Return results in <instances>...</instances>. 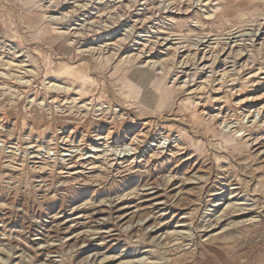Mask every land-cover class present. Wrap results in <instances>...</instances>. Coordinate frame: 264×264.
<instances>
[{"label": "rangeland", "instance_id": "rangeland-1", "mask_svg": "<svg viewBox=\"0 0 264 264\" xmlns=\"http://www.w3.org/2000/svg\"><path fill=\"white\" fill-rule=\"evenodd\" d=\"M67 125H78L75 140L59 130ZM110 125L121 134L108 138ZM263 166L264 0H0V264H46L31 253L41 235L62 264H91L64 241L92 224L68 233L58 219L104 201L133 207L149 192L192 211L189 226L145 242L113 222L125 239L96 264H228L227 248L264 242ZM178 189L194 194L173 202ZM42 223L61 227L58 237Z\"/></svg>", "mask_w": 264, "mask_h": 264}, {"label": "bare ground", "instance_id": "bare-ground-1", "mask_svg": "<svg viewBox=\"0 0 264 264\" xmlns=\"http://www.w3.org/2000/svg\"><path fill=\"white\" fill-rule=\"evenodd\" d=\"M62 44H64V43H62ZM164 66H166L167 64L166 63H164L163 64ZM213 66V65H212ZM146 76V75H145ZM144 76V77H145ZM147 79V78H146ZM186 79V78H185ZM144 81H146V80H144ZM186 81V80H185ZM261 89V88H260ZM254 96V95H253ZM259 96V95H258ZM262 95H260V97H261ZM259 97V98H260ZM262 98V97H261ZM253 99H254V97H253ZM256 99V98H255ZM247 100H250V99H247ZM256 101V100H255ZM205 106V105H204ZM204 110V109H203ZM202 110V111H203ZM200 112V111H199ZM200 113H202V112H200ZM203 113H205V112H203ZM87 114V113H86ZM67 115V114H66ZM77 115H79L78 113H77ZM92 115V114H91ZM73 116V115H72ZM80 116V115H79ZM96 116V115H95ZM111 116V115H110ZM189 116V115H188ZM49 117V116H48ZM91 117V116H90ZM93 117V116H92ZM98 117V116H97ZM96 117V118H97ZM100 117V116H99ZM108 117H109V115H108ZM112 117V116H111ZM122 117V116H121ZM127 117V116H126ZM82 118V117H81ZM87 118V117H86ZM114 118V117H113ZM195 118V117H194ZM88 119V118H87ZM108 119V118H107ZM106 119V115H101V117H100V119H98L99 120V122L98 123H96V126H99L98 128H97V130H98V132H99V130H100V128L102 127V122L104 123L105 122V120H107ZM115 119V118H114ZM65 120V119H64ZM67 120V119H66ZM81 120H83V119H81ZM110 120V119H109ZM111 120H113L112 118H111ZM121 120V119H120ZM122 120H124L123 118H122ZM74 121V120H73ZM88 121V120H87ZM91 121V120H90ZM77 122V121H76ZM94 122V121H93ZM97 122V121H96ZM108 122V121H107ZM71 123H72V121H71ZM117 123V122H116ZM122 123V122H121ZM128 123V122H127ZM147 123V122H146ZM70 124V123H69ZM73 124V123H72ZM88 124V123H87ZM109 124V123H108ZM112 124H113V122H112ZM115 124V123H114ZM113 124V125H114ZM118 124V123H117ZM117 124H115V125H117ZM129 124V123H128ZM143 124H145V123H143ZM149 124V123H148ZM148 124H147V126H148ZM79 125V124H78ZM77 125V126H78ZM114 125V127H116ZM146 125V124H145ZM77 126H74V125H72V126H70V125H67V126H65V127H63V128H59V130H61V132H62V134H63V132L64 133H66V134H68V136H67V138L68 139H70V138H74V140H75V138L77 137L76 136V134H77V132H78V130H77ZM81 126V125H80ZM91 126V125H90ZM95 126V127H96ZM124 126V125H123ZM129 126H130V124H129ZM141 126V125H140ZM46 127V126H45ZM93 127H94V125H93ZM113 126H111L110 125V127L107 129L108 131V135H107V137L109 138V137H112V135L114 134V133H118L117 135H120L121 134V132H120V130L118 131L117 129H119V128H114ZM121 127H122V125H121ZM128 127V126H127ZM43 128V127H42ZM83 128V127H82ZM88 128H89V126H88ZM156 128V127H155ZM58 129V128H57ZM79 129V128H78ZM84 129V128H83ZM142 129V128H141ZM94 130V129H93ZM55 131V130H54ZM53 131V132H54ZM81 131V130H80ZM89 131V129L87 130V131H85L84 130V132L85 133H87ZM136 131V130H135ZM145 131V130H144ZM154 131V130H153ZM106 132V131H105ZM131 132L132 131H130L129 129L127 130H125L124 132H123V135H122V137L121 138H119V136H118V138H117V143L120 141V139H125V138H127V136L128 135H130L131 134ZM150 132V131H149ZM55 134V133H54ZM144 134V133H143ZM142 134V135H143ZM149 134V133H148ZM82 135V134H81ZM98 135V134H97ZM117 135H115V136H117ZM140 135V134H139ZM146 135V134H145ZM85 136H86V134H85ZM84 136V137H85ZM91 136V135H90ZM100 137V136H99ZM105 137V136H104ZM103 137V138H104ZM137 137V136H136ZM82 138H83V136H82ZM140 138V137H139ZM138 138V139H139ZM142 138V137H141ZM144 138V137H143ZM107 139V138H106ZM105 139V140H106ZM132 139H135L134 138V136H133V138ZM137 139V138H136ZM62 140L64 141L65 140V137H63L62 138ZM85 140H87L86 138H85ZM110 140V139H109ZM139 140H142V139H139ZM144 140V139H143ZM68 141V140H67ZM122 141V140H121ZM136 141V140H135ZM70 142V141H69ZM108 142V141H107ZM129 142V141H128ZM257 142H258V140H257ZM116 143V144H117ZM122 143V142H121ZM134 143V142H133ZM132 143V144H133ZM130 144V143H129ZM131 144V145H132ZM130 145V146H131ZM137 146V145H136ZM138 147V146H137ZM133 151H134V149H132ZM180 151V150H179ZM177 153V152H176ZM177 158V157H176ZM262 158H263V156H262ZM166 165V164H165ZM182 165V164H181ZM193 165V164H192ZM143 166V165H142ZM194 166V165H193ZM161 167V166H160ZM197 167V166H196ZM264 167V166H263ZM148 169V168H147ZM223 169V168H222ZM190 170H192V168L190 169ZM194 170H196V169H194ZM210 171V170H209ZM138 172V171H137ZM137 172H136V174H137ZM144 172V171H143ZM146 172H148V171H146ZM125 173V172H124ZM132 173V172H131ZM140 173H141V170H140ZM133 174V173H132ZM135 174V173H134ZM135 174V175H136ZM144 174V173H143ZM150 174V173H149ZM148 174V175H149ZM174 174V173H173ZM185 174V173H184ZM183 174V175H184ZM126 175V174H125ZM130 175V174H129ZM140 176L142 175V174H139ZM146 175H147V173H146ZM147 175V176H148ZM128 176V175H127ZM132 176V175H131ZM153 176V175H152ZM186 176V175H185ZM104 177H105V175H104ZM113 177V176H112ZM142 177V176H141ZM141 177H139V178H137L136 180H140V178ZM146 177V176H145ZM151 177V176H150ZM154 177V176H153ZM174 177V176H173ZM176 177V176H175ZM180 177V176H179ZM178 177V178H179ZM196 177V176H195ZM222 177V176H221ZM101 178V177H100ZM110 177H108V179H109ZM122 178V177H121ZM134 178V177H133ZM147 178V177H146ZM203 178H205V177H203ZM203 178H201L200 177V179H203ZM114 179V178H113ZM115 179H116V177H115ZM123 179L124 178H122V182H123ZM143 179V178H142ZM148 179V178H147ZM152 179V178H151ZM180 179H183L184 180V178L182 177V178H180ZM180 179H178V180H180ZM190 179V178H189ZM192 179V178H191ZM199 179V178H198ZM212 179V178H211ZM102 180V179H101ZM107 180V179H106ZM119 180V181H120ZM172 180V179H171ZM177 180V179H176ZM192 180H194V179H192ZM191 180V181H192ZM207 180H208V178H207ZM104 181V180H103ZM125 181V180H124ZM127 181H128V179H127ZM133 181H135L134 179H133ZM173 181V180H172ZM191 181H190V183H191ZM194 181H196V180H194ZM210 182H213V181H211V180H209ZM105 182V181H104ZM109 182V181H108ZM108 182H107V184H108ZM111 182V181H110ZM114 182V181H113ZM132 182V181H131ZM156 182V181H155ZM168 182H170V181H168ZM177 182V181H176ZM205 182H207V181H205ZM98 183V182H97ZM102 183V182H101ZM100 183V184H101ZM106 183V182H105ZM112 183V182H111ZM117 183V182H116ZM146 183V182H145ZM151 183V182H150ZM162 183V182H161ZM185 183V182H184ZM201 180H198V181H196V182H192L191 184H194V187H192L190 190H194V189H197V190H195V191H197L198 192V189H199V191H200V189H202L203 187L201 186ZM91 184V183H90ZM122 184H124V183H122ZM121 184V185H122ZM129 184V183H128ZM152 184V183H151ZM156 184V183H155ZM207 184V183H206ZM213 184V183H212ZM224 184V183H223ZM104 185V184H103ZM112 185V184H111ZM119 185V184H118ZM145 185H147V184H145ZM177 185H178V183H177ZM184 185V184H183ZM227 185H229V183L227 184ZM230 185H232L233 186V184H230ZM237 185V184H236ZM87 186V185H86ZM92 186V185H91ZM142 186V185H141ZM155 186V185H154ZM169 186V185H168ZM171 186V185H170ZM169 186V187H170ZM180 186H182V185H180ZM186 186V185H185ZM210 186V185H209ZM89 187V186H88ZM99 187V186H98ZM114 187V186H113ZM136 187V186H135ZM139 187V186H138ZM143 187V186H142ZM220 187V186H219ZM82 188V187H81ZM106 188V187H105ZM112 188V187H111ZM115 188H117V185H116V187ZM139 188H141V187H139ZM144 188V187H143ZM177 188V187H176ZM215 188V187H214ZM228 188V187H227ZM231 188V187H230ZM79 189V188H78ZM107 189V188H106ZM110 189V188H109ZM128 189V188H127ZM142 189V188H141ZM141 189H138V190H141ZM174 189V188H173ZM182 189V188H181ZM207 189V188H206ZM205 189V190H206ZM209 189V188H208ZM87 190V189H86ZM117 190H118V188H117ZM131 190V189H130ZM167 190V189H166ZM179 190V189H178ZM222 191H224V190H226L225 189V185H224V187H222V189H221ZM232 195L233 194H240V193H238V187H236V188H234L233 189V187H232ZM231 190H230V192H231ZM95 191H96V193H97V190L95 189ZM104 191V190H103ZM135 191V193H136V190H132L131 191V193H133ZM142 191V190H141ZM169 191H170V188H169ZM172 191V190H171ZM180 191V190H179ZM183 191V190H182ZM211 191V190H210ZM72 192H74V191H72ZM89 192V191H88ZM108 191H106V193H107ZM112 192V191H111ZM177 192V191H176ZM191 192V191H190ZM189 192V193H190ZM203 192V191H202ZM240 192V191H239ZM91 193V192H90ZM93 193V192H92ZM104 193V192H103ZM150 194H147L146 195V198L144 199V201H143V203L142 204H140V201L138 202L139 204L138 205H134L133 207H131L132 205H129L128 204V206L127 205H124L125 204V202H123V200L121 199L120 200V202H116V203H112V204H110V205H107V204H104V202L103 203H99V204H95V207H93V210H92V212L90 213V214H87V212L84 210V212H81L80 214H71L70 216H67V217H61V216H59V217H61V218H59L58 220H61L60 222H59V226H66V228H65V230H64V232L65 231H67L68 233L69 232H72V228H75L76 229V227H79L80 225H83V224H85V223H90V224H92V226H90V225H88V224H85V225H88L87 227H93L92 229H94L93 231H81L80 233H77L75 236H71V238L68 240L67 239V241H64V244H65V242H66V244H67V247L68 248H70V249H74L75 248V252H76V257L74 256V258L76 259V260H80L84 255H88L89 253H90V255H92V261H91V264H96V262H95V260H94V258H95V256L96 255H98V254H101V253H103V252H106V251H110V250H112V249H114L115 247H119V245H120V243H122V241H124L123 239H125L124 237H123V235L119 232V231H116V230H112V229H110L109 228V226L111 225V224H113V222H115L116 223V225H120V226H122V225H127L128 227H127V230H128V234L131 236V239H135V241H138V239L139 238H141V240H143V241H145V242H153V240L154 239H156V240H159L160 239V237L162 236L161 235V233L164 231V230H166L167 228H168V226H171L172 224H173V222H176V224L178 225V226H180V227H183L184 228V226H189V224H187V225H185L187 222H189L190 220H189V214L192 212H189L188 211V214L185 216H183L182 214H181V209H180V207L179 208H175V206H174V208L175 209H172L171 207H169V208H166V205H168V202H170V200H168V201H165V200H163L164 198H161V196L160 195H157V194H155V193H151V192H149ZM178 193V192H177ZM183 193V192H182ZM187 194V195H185V196H181V191H180V193H178V194H175V195H173V197H172V199H173V202H177V203H183L184 201H189L190 200V195H193L192 193H190V194ZM215 193V192H214ZM219 193V192H218ZM11 194V193H10ZM12 194H14V193H12ZM99 194V193H98ZM117 194V193H116ZM134 194V193H133ZM145 194V193H144ZM161 194V193H160ZM165 194V193H164ZM201 194V193H200ZM205 194V193H204ZM229 194V196H230V193H228ZM69 194H67V196H68ZM76 195V194H75ZM92 195V194H91ZM129 195H130V192H129ZM135 195H137V193L135 194ZM162 195V194H161ZM184 195V194H183ZM198 195V194H197ZM211 195V194H210ZM225 195V194H224ZM241 195V194H240ZM65 196V195H64ZM66 196V197H67ZM88 196V195H87ZM103 196H105V194L103 195ZM124 195H121V197H123ZM137 196H139V194L137 195ZM163 196V195H162ZM171 196V195H170ZM181 196V197H180ZM195 196V195H194ZM203 196V195H202ZM216 196V195H215ZM228 196V197H229ZM236 196V195H235ZM245 196V195H244ZM13 197V196H12ZM63 197V196H62ZM95 197V196H94ZM107 197V196H106ZM134 197H136V196H134ZM143 197V196H142ZM164 197L165 198H168V197H166L165 195H164ZM200 197V196H199ZM217 197V196H216ZM75 198V197H74ZM124 198V197H123ZM125 198H129V197H127V195H126V197ZM131 198V197H130ZM136 198H138V197H136ZM139 198H141V196L139 197ZM179 198H181V199H179ZM221 198V197H220ZM242 198V197H241ZM80 199V198H79ZM95 199V198H94ZM102 199V198H101ZM105 199V198H104ZM108 199H111L110 197H108ZM118 199H119V197H118ZM169 199V198H168ZM197 199H200V198H197ZM218 199V198H217ZM245 199V198H244ZM264 199V198H263ZM8 200V199H7ZM6 200V201H7ZM112 200V199H111ZM194 200V199H193ZM192 200V201H193ZM203 200V199H202ZM209 200H210V198H209ZM224 200V199H223ZM62 201V200H61ZM90 201H91V199H90ZM90 201H88V204H90L89 202ZM94 201V200H93ZM91 202V203H94V202ZM98 201H99V199H98ZM103 201V200H102ZM108 202H109V200H107ZM118 201V200H117ZM130 201V200H129ZM195 201V200H194ZM211 201V200H210ZM241 201V200H240ZM58 202V201H57ZM99 202H101V201H99ZM111 202V201H110ZM114 202V201H113ZM136 202V201H135ZM200 202V201H199ZM213 202V201H212ZM223 202V201H222ZM49 203V202H48ZM66 203V202H65ZM68 203V202H67ZM86 203H87V200H86ZM106 203V202H105ZM186 203H188V202H186ZM195 203V202H194ZM193 203V204H194ZM220 203V202H219ZM236 203V202H235ZM25 204V203H24ZM84 204H85V202H84ZM199 204V203H198ZM223 204V203H222ZM62 205V204H61ZM66 205V204H65ZM70 205V204H69ZM72 205V204H71ZM87 205V204H86ZM170 205V204H169ZM176 205V204H175ZM178 205V204H177ZM192 205V204H191ZM232 205V204H231ZM246 205V204H245ZM25 206V205H24ZM30 206V205H29ZM74 206V205H73ZM85 206V205H84ZM89 206V205H88ZM87 206V207H88ZM179 206V205H178ZM197 206V205H196ZM211 206V205H210ZM218 206V205H217ZM233 206V205H232ZM232 206L230 207V205H229V207L232 209ZM250 206V205H249ZM90 207L92 208V206H91V204H90V206L88 207L89 209H90ZM187 207H188V205H187ZM193 207H194V205H193ZM235 207V206H234ZM239 207H241V206H239ZM246 207V206H245ZM252 207V206H251ZM27 208V207H26ZM32 208H33V206H32ZM45 208V207H44ZM50 208V207H49ZM86 208V207H85ZM191 208V207H190ZM196 208V207H195ZM198 208V207H197ZM243 208H244V206H243ZM248 208H250V207H248ZM38 209V208H37ZM67 209V208H66ZM184 209V208H183ZM235 209V208H234ZM237 209V208H236ZM238 209H242V207L241 208H238ZM87 210V209H86ZM191 210V209H190ZM223 210V209H222ZM248 210V209H247ZM250 210V209H249ZM249 210H248V212H249ZM255 210V209H254ZM41 211V210H40ZM195 211H197L196 209H195ZM228 211V210H227ZM2 212H3V210H2ZM65 212V211H64ZM73 212H74V210H73ZM78 212V211H77ZM220 212H221V209H220ZM35 214H36V212H34ZM33 213V214H34ZM184 213V212H183ZM230 213H232L231 211H230ZM234 213V212H233ZM246 213V212H245ZM255 213V212H254ZM259 213V212H258ZM169 214H171V216L169 217V218H167V219H165L164 220V218L165 217H167V216H169ZM223 214V213H222ZM224 214H225V210H224ZM260 214H261V212H260ZM37 215V214H36ZM39 215V214H38ZM180 215H182L181 217H179ZM226 215V214H225ZM230 215V214H229ZM229 215H227V216H229ZM245 215V214H244ZM257 215V214H256ZM56 216V215H55ZM190 216H192L191 214H190ZM206 216V215H205ZM234 216V215H233ZM236 216V215H235ZM261 216V215H260ZM196 217V216H195ZM230 217V216H229ZM228 217V218H229ZM262 217L264 218V216L262 215ZM40 218V217H39ZM192 218V217H191ZM190 218V219H191ZM197 218V217H196ZM54 220V219H53ZM197 220V219H196ZM48 221V220H47ZM57 221V220H56ZM198 221V220H197ZM248 221V220H247ZM53 222V221H52ZM51 222V223H52ZM262 222H263V220H262ZM54 223V222H53ZM185 223V224H184ZM233 223H236V222H233ZM241 223V222H240ZM247 223V222H246ZM42 224H44V223H42ZM41 224V226H39L40 227V229H42V232L41 233H43V231H45V232H47V234H49L52 238H56V237H58V235L57 236H55L54 234L57 232V231H61V229L59 228H57V226L55 225V226H50V224H48V223H46V224H44V225H42ZM56 224V223H55ZM201 224V223H200ZM238 224V223H237ZM252 224V223H251ZM191 225H192V221H191ZM207 225V224H206ZM209 225V224H208ZM111 227V226H110ZM195 227V226H194ZM197 227V226H196ZM207 227V226H206ZM214 227V226H213ZM192 228V227H191ZM204 228V227H203ZM202 228V229H203ZM86 229V228H85ZM90 229V228H89ZM91 229V230H92ZM118 229V228H117ZM209 229V228H208ZM77 230V229H76ZM75 230V231H76ZM83 230V229H82ZM186 230V229H185ZM188 230V229H187ZM211 230V229H210ZM183 231V230H182ZM196 231V230H195ZM194 231V232H195ZM209 231V230H208ZM164 232H166V231H164ZM163 232V233H164ZM192 232V231H191ZM203 232V231H202ZM263 232V231H262ZM261 232V233H262ZM75 233V232H74ZM139 233H142V234H139ZM171 233V232H170ZM174 233V232H173ZM184 233V232H183ZM189 233V232H188ZM193 233V232H192ZM198 233V232H197ZM259 233H260V231H259ZM260 233V234H261ZM45 234V233H44ZM46 234V235H47ZM61 234V233H60ZM168 233H166V235H167ZM176 234H177V231H176ZM180 234V233H179ZM187 234V233H186ZM190 234V233H189ZM194 234V233H193ZM48 235V236H49ZM166 235H164V236H166ZM171 235V234H170ZM174 235V234H173ZM183 235V234H182ZM206 235V234H205ZM210 235H212V234H210ZM262 235V234H261ZM38 236V235H37ZM49 236V237H50ZM177 236V235H176ZM175 236V237H176ZM187 236V235H186ZM207 236H208V234H207ZM206 236V237H207ZM255 236V234L252 236V237H254ZM256 236H257V234H256ZM255 236V237H256ZM45 237L46 236H43V235H41V237H35V239L33 240V242H34V244H36V249H34V250H31V253L33 254V256L35 257V258H38V259H44V257H48V258H46V260L44 259V261H45V263L46 264H62L63 262H61L62 261V259H64L63 257H62V259L60 258V260H58V259H55L54 258V256H50L51 254H56V253H58L57 252V248H55L54 246H52L51 245V243H47L48 245H40L39 243H41L40 241H43L44 239H45ZM49 237H47V238H49ZM70 237V236H69ZM168 237V235L166 236V238ZM170 237V236H169ZM171 237H173V236H171ZM193 237V236H192ZM191 237V238H192ZM259 237V236H258ZM263 237V236H262ZM163 238V237H162ZM177 238V237H176ZM184 238V237H183ZM190 238V237H189ZM190 238V239H191ZM251 237H249V239H250ZM58 239V238H57ZM170 239V238H169ZM188 239V238H187ZM254 239V238H253ZM253 239H251V240H253ZM256 239V238H255ZM254 239V240H255ZM66 240V239H65ZM162 240H164V239H162ZM161 240V241H162ZM172 240V239H171ZM170 240V241H171ZM197 240V239H196ZM216 240V239H215ZM219 240V239H218ZM218 240H216V241H218ZM231 240V239H230ZM248 240V239H247ZM254 240H253V242H254ZM263 240H264V238H263ZM3 241V240H2ZM17 241V240H16ZM134 241V242H135ZM140 241V240H139ZM160 241V240H159ZM174 241H175V239H174ZM177 241V240H176ZM245 241V240H244ZM248 241H250V240H248ZM10 242V241H9ZM13 242V241H12ZM48 242V241H47ZM54 242V241H53ZM52 242V243H53ZM58 242V241H57ZM168 242H169V240H168ZM172 242V241H171ZM180 241H178L177 243H179ZM182 242V241H181ZM181 242H180V245H181ZM187 242V241H186ZM234 242V241H233ZM251 242V241H250ZM44 243H45V241H44ZM61 243V242H60ZM59 243V244H60ZM173 244H174V242H172ZM176 243V242H175ZM183 243V242H182ZM189 243V242H188ZM191 243V242H190ZM208 243V242H207ZM206 243V244H207ZM211 243V242H210ZM218 243V242H217ZM231 243V242H230ZM242 243V242H241ZM243 243H245V242H243ZM242 243V244H243ZM19 244V243H18ZM63 244V245H64ZM173 244H171V245H173ZM196 244V243H195ZM221 244V243H220ZM245 244H247V243H245ZM252 244V243H251ZM16 245V244H15ZM28 245H30L31 246V244H28ZM37 245H39L38 247H37ZM54 245V244H53ZM62 245V244H61ZM156 245V244H155ZM159 245V244H158ZM161 245V244H160ZM159 245V246H160ZM166 245V244H165ZM185 245V244H184ZM192 245V244H191ZM201 245V244H200ZM216 245V244H215ZM229 245V244H228ZM241 245V244H240ZM257 245V244H256ZM13 246V245H12ZM26 246V245H25ZM24 246V247H25ZM58 246H60V245H58ZM146 246V245H145ZM148 246V245H147ZM151 246V245H150ZM149 246V247H150ZM170 246V245H169ZM177 246H179V245H177ZM190 246V245H189ZM236 246H237V244H236ZM238 246H239V244H238ZM242 246V245H241ZM241 246H239V247H241ZM138 247V246H137ZM142 247V246H141ZM153 247V246H152ZM180 247V246H179ZM187 247V246H186ZM192 247V246H191ZM195 247V246H194ZM198 247V246H197ZM218 247H220V246H218ZM252 247H254V246H252ZM15 248V247H14ZM17 248H18V246H17ZM16 248V249H17ZM28 248V247H27ZM29 248H32V247H29ZM29 248H28V250H29ZM62 248V247H61ZM128 248V247H127ZM135 248V247H134ZM164 248V247H163ZM162 248V249H163ZM178 248V247H177ZM203 248H205V247H203ZM236 248V247H235ZM234 247H230L229 249L227 248L226 249V251H227V253H225V254H227L228 256V261H227V263L228 264H264V242H259L258 243V245L254 248V250H256V252H252V250H250L249 252H248V250L246 251V250H243V251H241L240 249V251L238 250V249H235ZM242 248V247H241ZM249 248V247H248ZM251 248V247H250ZM153 249V248H152ZM160 249H161V247H160ZM173 249V248H172ZM4 250V249H3ZM27 250V251H28ZM145 250V249H144ZM153 250H156V248L155 249H153ZM166 250H167V248H166ZM165 250V251H166ZM169 250V249H168ZM170 250H171V248H170ZM176 250H178V249H176ZM182 250V249H181ZM180 250V251H181ZM188 250H190V249H188ZM199 250V249H198ZM207 250V249H206ZM221 250V249H220ZM58 251H60V249L58 250ZM117 251V250H116ZM123 251H124V249H123ZM134 251V250H133ZM143 251V250H142ZM147 251V250H146ZM156 251H158V250H156ZM184 251V250H183ZM182 251V252H183ZM201 251V250H200ZM224 251V250H223ZM4 252V251H3ZM10 252V251H9ZM169 252H171V251H169ZM177 252V251H176ZM181 252V253H182ZM186 253H188L187 251H185ZM201 252H203V251H201ZM209 252V251H208ZM2 253V252H1ZM11 253H14L13 252V250H12V252ZM62 253V252H61ZM145 253V252H144ZM204 253V252H203ZM64 254H66L65 252H64ZM68 254V253H67ZM72 254V253H71ZM104 254V253H103ZM106 254V253H105ZM169 254V253H168ZM174 254H175V252H174ZM201 254V253H200ZM1 255V254H0ZM4 255V254H3ZM6 255V254H5ZM58 255V254H57ZM60 255V254H59ZM74 255V254H73ZM87 255H86V257H87ZM90 255H89V257H88V259L90 258ZM132 255V254H131ZM146 255V254H145ZM178 255H180V254H178ZM10 256H12V255H10ZM64 256V255H63ZM69 256V255H68ZM68 256H66V257H68ZM104 256V255H103ZM116 255H114V257H115ZM173 255L171 254V257H172ZM197 256V255H196ZM14 257V256H13ZM20 257V256H19ZM24 257V256H23ZM97 257V256H96ZM104 257H106V255L104 256ZM127 257V256H126ZM186 257V256H185ZM8 258V257H7ZM12 258V257H11ZM15 258V257H14ZM69 258V257H68ZM109 258V257H108ZM140 258V257H139ZM183 258V257H182ZM13 259V258H12ZM22 259V258H21ZM67 259V258H66ZM99 259H100V257H99ZM106 259V258H105ZM133 259V258H132ZM186 259V258H185ZM189 259V258H188ZM188 259H186V260H188ZM22 260H25V259H22ZM27 260V259H26ZM33 260V259H32ZM76 260H75V262H76ZM109 260H110V258H109ZM114 260V259H113ZM121 260V259H120ZM179 260V259H178ZM10 261V260H9ZM19 261V260H18ZM28 261V260H27ZM65 261V260H64ZM119 261V260H118ZM131 261V260H130ZM138 261V260H137ZM162 261V260H161ZM183 261V260H182ZM193 261V260H192ZM25 263H26V261H24ZM82 262H83V260H82ZM103 262V261H102ZM111 262V261H110ZM122 262V261H121ZM134 261H132V263H133ZM136 262V261H135ZM249 262H251V263H249ZM21 263V262H20ZM28 263V262H27ZM32 263V262H31ZM44 263V262H43ZM66 263V262H65ZM99 263V262H98ZM118 263V262H117ZM13 264V263H12ZM35 264V263H34ZM66 264H68V263H66ZM88 264V263H87ZM101 264V263H100ZM103 264V263H102ZM121 264V263H120ZM125 264V263H124ZM128 264V263H127Z\"/></svg>", "mask_w": 264, "mask_h": 264}]
</instances>
